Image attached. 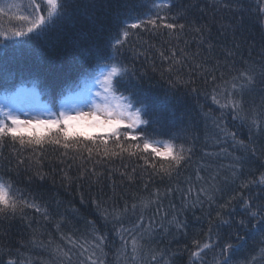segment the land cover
I'll list each match as a JSON object with an SVG mask.
<instances>
[{"label":"trees","instance_id":"trees-1","mask_svg":"<svg viewBox=\"0 0 264 264\" xmlns=\"http://www.w3.org/2000/svg\"><path fill=\"white\" fill-rule=\"evenodd\" d=\"M24 1L28 3V0ZM170 2L173 7L165 12L169 16L179 14L178 23L185 24L182 33L179 30L169 33L167 29L132 30L127 43L119 52L124 62L133 67L137 76L142 78L144 88L156 95L163 96L169 90V79L191 81L175 90L178 103L174 114L166 113L164 119L173 130H186L188 144L193 147V153L190 162L171 181L165 180L161 183L159 178H152L153 182L149 184L148 192L157 188L161 192L169 187L173 189L172 195L143 210L144 223L150 226L151 237L154 239L146 236L136 261H131L130 249L127 258L121 257L117 260L119 238L111 223L104 226L93 204V201H98L102 206L111 209L114 205L123 208L125 200L129 208L135 202L138 207L137 217L131 218L134 222L139 216L141 206L139 199L133 201L132 198L140 197L144 185L149 181L148 172L141 169L142 161L128 158L121 161L117 158L95 165V171L99 175L89 174L69 185L62 179L65 173L74 178L79 177L82 167L91 169L93 163L82 165L79 160L73 162L70 156L61 157L63 149L56 151L51 146L42 157H37L30 151L15 155L9 144L0 148V173L11 168L17 187L24 189L25 194L31 192L35 195L37 202L48 208L49 218L44 219L43 214L36 213L34 209H26L23 218L19 215L14 219L0 218V255L11 250L13 256L18 255L24 264H53L52 250L56 245L68 251V245L60 236L73 234V238L78 239L89 250L79 256L82 249H73L77 255L73 256L72 264H81V261L88 264L87 257L93 249L85 243L83 237L91 241L89 233L92 225L88 221L95 220V227L100 233H107L109 236L104 254L97 251L105 264H151L153 250H163L166 258L174 255L169 264H186L188 252L184 251L185 245L192 248L193 239L208 241L210 227L211 241L208 242H215L217 233L226 239L231 234L229 242L238 245L236 257L241 264H250L251 258L258 256L260 249L264 247V236L256 233L248 235L243 241H237L235 222L245 216L243 201L238 194L249 200L253 205L252 210L255 211L257 206L264 204V185L256 184L248 189H241L240 180L232 182V169L229 165L234 163V157L250 158L240 179H252L250 173L255 172L258 180L257 169L264 163V133H253L252 142H249L250 133L247 127L241 128L239 122H234L228 113L221 119L220 110L211 104L213 85L208 73L219 76L224 72L226 77L236 75L235 71L230 74L228 71L233 64L237 69L254 68L256 84L253 91L246 94V99L259 106L261 90L264 89L260 76L261 67L264 65V17L260 16L258 5L264 6V0H241L242 13L236 10L238 6L234 0ZM92 4L94 7L89 6ZM140 4H148V0H81L82 8L86 11L76 13L74 24L67 28V36L53 41L51 47L24 53L7 66V72L12 75V79L7 85L0 83V95L5 89L13 91L20 85H33L32 81L38 80L39 92L43 97H48L42 99L51 103L45 89L51 87L55 90V107L61 98L68 95L63 90L78 82L74 65L77 64L80 54L97 48H107L109 32H116V15L119 14L121 19L128 18L129 15L142 16L147 9L140 8ZM9 18L8 15L0 18V30L20 27L24 23ZM196 27H203L204 31L198 33L194 30ZM173 51L177 53L174 59L181 63L173 64L172 59H165L170 58ZM161 52L164 57L160 55ZM229 52L232 53L231 56L228 55ZM170 66L173 68L171 72L168 71ZM20 76L24 78L19 79ZM192 89L196 91L193 92ZM222 128H226L229 133L236 132V140H243L247 147L233 141L230 135L225 136ZM253 148L256 150L255 156H252ZM16 149L19 150L18 144ZM37 158L40 160L39 165L35 163ZM20 159H24L25 164L19 165L17 175V162ZM133 168H136L135 174L132 172ZM37 169L46 174L43 181L35 176ZM122 173L127 175L122 176ZM197 173L201 179H197ZM30 177L33 179L29 185ZM190 187L191 193L188 191ZM201 189L212 195L213 199L198 195ZM185 196L187 200L183 199ZM234 197L236 199L233 204L227 211H222L221 205ZM218 212L221 213L219 218ZM173 217L186 227L178 230L175 223H170ZM222 220H228L230 224H223ZM150 221L154 222L150 224ZM57 225H60L59 230ZM124 226H130L128 220H125ZM116 227L119 228L120 225L117 224ZM239 235H245L244 231H240ZM50 240L51 244L48 243ZM41 242L47 247H41ZM218 251L219 248L208 250L203 257L204 264H214V256ZM3 258L7 260L9 257L3 255ZM257 264H264V261L258 259Z\"/></svg>","mask_w":264,"mask_h":264},{"label":"snow or ice","instance_id":"snow-or-ice-1","mask_svg":"<svg viewBox=\"0 0 264 264\" xmlns=\"http://www.w3.org/2000/svg\"><path fill=\"white\" fill-rule=\"evenodd\" d=\"M234 3L238 6L236 10L242 13L241 0H234ZM148 4L151 6L149 7ZM148 4L139 5L140 8L147 9L142 16L129 15L128 18L121 19L119 14L116 15L114 18L116 32H109L107 48H97L80 54L77 64L74 65V70L78 73V82L63 90L68 92V95L60 104L58 113L52 110L56 93L51 87L45 89L50 97L51 106L35 105V87L40 84L38 80L32 81L33 88L30 91H25L22 87H17L14 92L5 89L0 99V148L10 144L15 155L30 151L35 156L42 157L51 146L56 151L63 149L61 157L70 156L73 162L79 160L82 165L93 163L91 169L82 167L79 177L74 178L65 173L62 179L69 185L76 179H84L89 174L99 175L95 171V165L114 161L117 158L121 161L125 158L142 161L141 169L143 172H148L149 181L144 185L143 194L132 198L133 201L139 199L141 206L139 216L134 222L131 218L137 217V203L133 202L129 208L125 200L123 208L114 205L109 209L102 206L101 202L93 201L104 226L107 227L111 223L119 238L117 260L121 257L127 258L130 249L132 253L130 259L133 262L138 259V253L144 246L146 236L154 239L151 237L150 226L144 223L143 210L148 209L152 204H159L162 198L173 194V189L170 187L164 192L159 188L148 192L149 184L153 182L152 178H159L161 183L165 180L171 181L190 162L193 153V147L188 144L186 130H173L164 119L166 113L174 114L178 103L175 90L191 81L169 79V90L163 96L156 95L144 88L142 78L137 76L135 69L119 56L120 49L127 43L132 30L167 29L169 33L184 31L185 24L178 23L179 14L169 16L165 12L173 7L170 0H148ZM89 6L94 7V4ZM20 7L17 4L7 5L8 9ZM81 11H86L82 8L81 0H28V4L23 7L25 14L14 17L15 20L24 22L23 25L0 30V83L5 85L11 83L12 75L7 72V66L17 57L24 53L40 51L43 47H51L53 41L67 36V28L74 24L76 13ZM258 12L264 17V6L258 5ZM6 15L5 4L0 2V18ZM242 22L241 15L240 23ZM194 30L202 33L204 28L196 27ZM160 55L164 57L163 52ZM176 55L177 53L173 51L171 57L165 59H172L173 64H179L181 61L174 59ZM228 55L231 56L232 53L229 52ZM168 71H173V68L170 66ZM228 71L229 74L235 71L236 75L226 77L224 72L219 76L208 73L213 85L210 94L211 104L220 110L221 119L225 113H228L234 122H239L241 128L247 127L250 133L248 140L252 142L253 133H264V89L261 90L260 104L256 106L254 101L246 99V94L251 93L256 84L255 69L249 67L237 69L233 64ZM260 76L264 82V65L261 67ZM192 91L195 92L196 89ZM22 97L33 101L32 112L24 110ZM20 113H23L24 119H21ZM221 131L225 136L230 135L233 141L242 147H247L243 140H236V132L229 133L226 128H222ZM17 144L19 150L16 149ZM255 155L256 150L253 148L252 156ZM249 159L234 157V163L229 165L232 169V182L240 180L241 189H248L256 184L264 185V171L260 170L264 169V163H261L257 169L258 180L255 172L250 173L252 179H240L245 173V165L248 164ZM63 162L62 159L61 163ZM35 163L39 165L40 160L37 158ZM23 164H25L24 159L17 162V175H19V165ZM12 172L13 170L9 168L6 172L0 173V218L14 219L18 215L23 218L26 209H34L36 213H42L47 220L48 208L42 207L31 192L25 194L24 189L17 187V180ZM132 172L135 174L136 168H133ZM123 175L127 173H122ZM35 176L41 181L46 178V174L38 169ZM129 178L131 179V176ZM32 179L29 178V185ZM197 179H201L199 173ZM188 191L191 193L192 188L190 187ZM198 195H206L209 200L213 199L204 189H201ZM238 195L243 201L245 216L235 222L237 241H243L248 235L256 233L264 236V204L257 206V210L253 211L250 201L245 200L242 194ZM183 199L187 200V196ZM235 199L234 197L221 205L222 211H227ZM220 216L221 213L218 212L217 217ZM125 220H128L130 226H124ZM153 222L150 221V224ZM170 223H175L178 230L186 227L176 221L175 217ZM222 223L230 224V221L222 220ZM88 224L92 225V231L89 233L92 239L89 241L87 237H83L85 243L93 249L87 257L88 264H105L104 259L97 255V251L104 254L109 236L107 233H100L95 227V220L88 221ZM117 224L120 225L119 228L116 227ZM59 228L60 225H57V230ZM240 231H244L245 235H239ZM207 235L208 241H211V227ZM60 239L68 245V251L56 245L52 250L53 264H72L73 256L77 255L73 249H82L79 256H83L89 250L78 239H74L73 234L67 236L62 234ZM230 240L231 234L226 239L220 233L216 234L215 242L193 239L192 248L185 245L184 251L188 252L186 264H204L203 257L207 251L216 248H219V251L214 256V264H241L236 257L238 245L229 242ZM48 243L51 244L52 241ZM41 247L47 246L41 242ZM3 255L9 258L4 260ZM3 255H0V264H24L18 255L13 256L11 250ZM173 259L174 255L166 258L163 250L159 252L153 250L151 264H161V262L169 264ZM258 259L264 261V247L260 249L258 256L251 258L250 264H257ZM81 264L84 262L81 261Z\"/></svg>","mask_w":264,"mask_h":264},{"label":"rangeland","instance_id":"rangeland-1","mask_svg":"<svg viewBox=\"0 0 264 264\" xmlns=\"http://www.w3.org/2000/svg\"><path fill=\"white\" fill-rule=\"evenodd\" d=\"M0 2H3L5 4V10L7 12L8 17L13 18V19L16 15L25 14V13H23V7L28 4V3H25L24 0H0ZM8 4H17V5H20L21 7L19 9H17V8L8 9L7 8ZM20 87L25 89V91H30V90H32L33 85L32 86L31 85H21ZM35 94H36V99H35L34 103L37 107L44 106V105H50L51 106V103L48 100H45V99H48V97L47 96L43 97V95H41V93L39 92V89L37 87H35ZM42 97L45 99H42ZM0 99H2L1 96H0ZM21 103H22L25 111L32 112L33 101L22 97ZM52 110L55 111V108L53 106H52ZM20 116H21V119L25 118L23 113H20Z\"/></svg>","mask_w":264,"mask_h":264},{"label":"bare ground","instance_id":"bare-ground-1","mask_svg":"<svg viewBox=\"0 0 264 264\" xmlns=\"http://www.w3.org/2000/svg\"><path fill=\"white\" fill-rule=\"evenodd\" d=\"M22 78H24V77H23V76H20V77H19V79H22ZM71 85H72V84H71ZM16 88H17V87H16ZM15 90H16V89H14L13 92H14ZM2 94H3V93H2ZM2 96H3V95H2ZM2 96H1V97H2Z\"/></svg>","mask_w":264,"mask_h":264}]
</instances>
